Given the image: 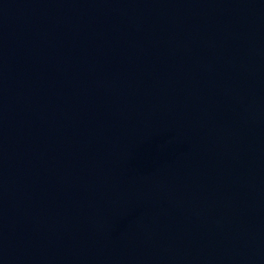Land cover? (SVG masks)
<instances>
[{
	"label": "water",
	"instance_id": "obj_1",
	"mask_svg": "<svg viewBox=\"0 0 264 264\" xmlns=\"http://www.w3.org/2000/svg\"><path fill=\"white\" fill-rule=\"evenodd\" d=\"M0 264H264V0H0Z\"/></svg>",
	"mask_w": 264,
	"mask_h": 264
}]
</instances>
